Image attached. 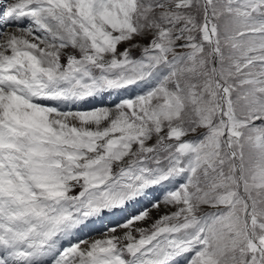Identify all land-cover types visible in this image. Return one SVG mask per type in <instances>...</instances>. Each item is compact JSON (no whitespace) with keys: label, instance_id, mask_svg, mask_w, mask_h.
Wrapping results in <instances>:
<instances>
[{"label":"snow or ice","instance_id":"6c2138e0","mask_svg":"<svg viewBox=\"0 0 264 264\" xmlns=\"http://www.w3.org/2000/svg\"><path fill=\"white\" fill-rule=\"evenodd\" d=\"M0 264H264V0H0Z\"/></svg>","mask_w":264,"mask_h":264},{"label":"rangeland","instance_id":"374dc122","mask_svg":"<svg viewBox=\"0 0 264 264\" xmlns=\"http://www.w3.org/2000/svg\"><path fill=\"white\" fill-rule=\"evenodd\" d=\"M97 237H98V234H97Z\"/></svg>","mask_w":264,"mask_h":264},{"label":"bare ground","instance_id":"6f19581e","mask_svg":"<svg viewBox=\"0 0 264 264\" xmlns=\"http://www.w3.org/2000/svg\"><path fill=\"white\" fill-rule=\"evenodd\" d=\"M98 238V237H97Z\"/></svg>","mask_w":264,"mask_h":264}]
</instances>
